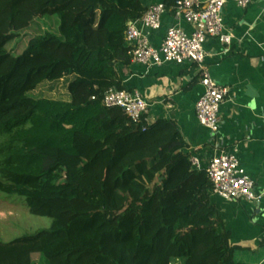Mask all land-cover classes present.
I'll return each mask as SVG.
<instances>
[{
    "label": "trees",
    "instance_id": "obj_1",
    "mask_svg": "<svg viewBox=\"0 0 264 264\" xmlns=\"http://www.w3.org/2000/svg\"><path fill=\"white\" fill-rule=\"evenodd\" d=\"M57 1L0 0V189L52 220L0 241V264H236L176 124L103 104L142 0Z\"/></svg>",
    "mask_w": 264,
    "mask_h": 264
},
{
    "label": "crops",
    "instance_id": "obj_2",
    "mask_svg": "<svg viewBox=\"0 0 264 264\" xmlns=\"http://www.w3.org/2000/svg\"><path fill=\"white\" fill-rule=\"evenodd\" d=\"M142 2L146 10L153 5L167 8L159 30L137 23L153 47L159 48L173 27L192 32L187 23L175 18L174 5L168 0ZM223 17L225 30L232 36L231 45L213 38L204 45L206 68L228 89L217 133L203 127L196 117V105L205 93L196 65L147 67L131 61L128 66L117 65L116 72L124 90L139 92L148 103L146 123L174 122L187 145L184 153L199 159L203 170L223 153L236 154L254 181L260 202L225 201L211 191V203L231 235L235 263L264 264V0H252L245 9L229 1Z\"/></svg>",
    "mask_w": 264,
    "mask_h": 264
},
{
    "label": "built area",
    "instance_id": "obj_3",
    "mask_svg": "<svg viewBox=\"0 0 264 264\" xmlns=\"http://www.w3.org/2000/svg\"><path fill=\"white\" fill-rule=\"evenodd\" d=\"M229 1L240 8H247L252 0H179L173 7L176 19L184 21L191 28L188 33L181 27L169 29L159 48L153 47L148 37L137 27L140 22L150 30H159L162 17L167 12L164 5L149 7L143 16L130 22L125 41L129 56L134 63L147 67L161 66L168 63H192L198 67L204 95L196 105V117L206 129L217 133L220 124L221 107L227 100L228 89L220 86L206 68L207 54L204 45L209 38L218 39L224 45H231L232 36L226 32L223 9ZM95 100V97L93 98ZM107 108H121L130 123L139 124L148 115L149 105L137 91L108 90L103 98ZM196 171H206L212 184V192L225 201L260 202L255 193V183L241 167L236 154L223 153L209 162L205 170L199 159L190 158Z\"/></svg>",
    "mask_w": 264,
    "mask_h": 264
},
{
    "label": "rangeland",
    "instance_id": "obj_4",
    "mask_svg": "<svg viewBox=\"0 0 264 264\" xmlns=\"http://www.w3.org/2000/svg\"><path fill=\"white\" fill-rule=\"evenodd\" d=\"M63 0H58L60 3ZM35 98L66 99L65 92L51 93L42 87L33 94ZM52 220L30 214L27 203L20 198H10L0 189V241L11 242L24 235H35L49 230ZM183 261V260H181ZM178 264V263H173Z\"/></svg>",
    "mask_w": 264,
    "mask_h": 264
}]
</instances>
